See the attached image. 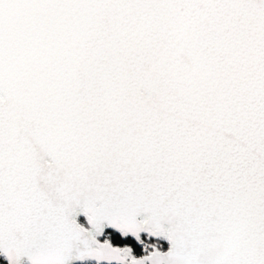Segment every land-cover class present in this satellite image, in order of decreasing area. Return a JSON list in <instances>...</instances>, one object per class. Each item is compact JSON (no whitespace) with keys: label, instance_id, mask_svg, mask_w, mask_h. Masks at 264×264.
<instances>
[{"label":"snow or ice","instance_id":"obj_1","mask_svg":"<svg viewBox=\"0 0 264 264\" xmlns=\"http://www.w3.org/2000/svg\"><path fill=\"white\" fill-rule=\"evenodd\" d=\"M0 264H264V0H0Z\"/></svg>","mask_w":264,"mask_h":264}]
</instances>
